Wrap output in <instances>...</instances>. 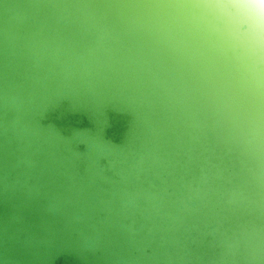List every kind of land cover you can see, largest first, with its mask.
Segmentation results:
<instances>
[{
    "label": "water",
    "instance_id": "water-1",
    "mask_svg": "<svg viewBox=\"0 0 264 264\" xmlns=\"http://www.w3.org/2000/svg\"><path fill=\"white\" fill-rule=\"evenodd\" d=\"M262 199L250 0H0V264H264Z\"/></svg>",
    "mask_w": 264,
    "mask_h": 264
},
{
    "label": "bare ground",
    "instance_id": "bare-ground-1",
    "mask_svg": "<svg viewBox=\"0 0 264 264\" xmlns=\"http://www.w3.org/2000/svg\"><path fill=\"white\" fill-rule=\"evenodd\" d=\"M250 2L254 6L257 13L262 18H264V0H250ZM184 90H185V88L181 89L180 96L185 95ZM244 200H245V197L243 196L241 198V200H236V204H242V202H244ZM262 202H263V208H264V200L263 199H262ZM247 239H248V244L251 245L252 247H254V249H253V257L254 258L258 259L259 256L264 255V234L263 233L254 234L252 236H249ZM244 240H245V238H243V241Z\"/></svg>",
    "mask_w": 264,
    "mask_h": 264
}]
</instances>
